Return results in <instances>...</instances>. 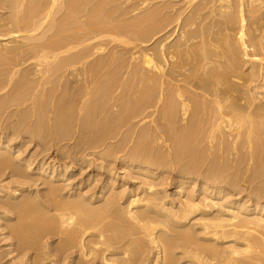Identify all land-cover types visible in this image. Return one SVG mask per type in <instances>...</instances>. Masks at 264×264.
Listing matches in <instances>:
<instances>
[{
	"label": "bare ground",
	"instance_id": "6f19581e",
	"mask_svg": "<svg viewBox=\"0 0 264 264\" xmlns=\"http://www.w3.org/2000/svg\"><path fill=\"white\" fill-rule=\"evenodd\" d=\"M260 91L264 0H0V175L9 169L18 179L0 184V221L17 241L12 250L36 264L28 251L39 253L47 237L62 241L51 253L60 260L41 258L48 264H264V182L249 191L254 204H219L212 191L220 196L223 185L210 189L217 180L239 182L220 161L234 153L238 165L250 157L251 174L264 173ZM12 106L21 109L8 110L12 121L3 124ZM26 134L46 147L78 139L55 149L79 167L88 155L100 160L91 171L104 167L101 194H76L83 180L64 189L74 165L51 159L47 172L43 159L32 168L14 156ZM206 154L214 157L201 170ZM173 155L191 158L175 174L180 185L198 183L176 204L150 184ZM113 162L150 180L148 187L137 179L139 194L115 189L126 183L112 178V167L105 171ZM34 177L45 194L27 192Z\"/></svg>",
	"mask_w": 264,
	"mask_h": 264
},
{
	"label": "rangeland",
	"instance_id": "374dc122",
	"mask_svg": "<svg viewBox=\"0 0 264 264\" xmlns=\"http://www.w3.org/2000/svg\"><path fill=\"white\" fill-rule=\"evenodd\" d=\"M179 0H176V2H178ZM179 5V4H178ZM178 5H177V7H178ZM180 6V5H179ZM132 15V14H131ZM250 50V49H249ZM247 65H245V67H246ZM260 92H262L260 95H259V100L261 101V102H264V99H263V97H264V91H260ZM2 94H4V92L3 93H0V96H2ZM260 97H261V99H260ZM16 109V111H18V110H20L21 108H18L17 109V107H14V106H12V107H10V109L8 108L4 113H2V117H1V122L4 124V122L6 123L7 121H10L11 119H12V117L10 116V114L8 113V110H9V112H15V110L14 109ZM153 112V111H152ZM3 116H4V118H3ZM9 116H10V118H9ZM152 117V116H151ZM151 117H149L150 119H152ZM5 118H7L8 120H6ZM146 119V124H149L150 123V125H152L151 124V120L150 119ZM15 119V117H13V120ZM6 120V121H5ZM31 120V121H30ZM30 120H28V123L29 124H32V121H33V119H30ZM150 120V121H149ZM12 121V120H11ZM144 122V123H145ZM181 125H182V123H181ZM136 131H138V127L135 129ZM32 136V135H31ZM75 136V135H74ZM134 137V136H133ZM24 141H23V146H22V150L20 151V153L19 152H15V154H14V156H16V154H17V156L18 157H20L21 156V158H25V159H27L28 161H30V162H32V164H33V166L31 165V167L32 168H34L36 165H37V163L38 162H42V159H43V162H45V165L47 166L48 164V162H49V160H51V159H55L56 161L55 162H59V163H62L61 165L62 166H60L59 168H61V167H63V165H67V166H69V165H71V166H73V170H72V172L71 173H69V175H67V177H69V181L67 180V181H65V183H64V185L65 184H69L68 186L70 187V185H71V187L72 186H75V187H77V185H76V183L79 181V182H81L82 180V183H87L86 184V186L85 187H82L83 185L81 184L80 185V187H81V189L78 191V189L76 190V194H79V192L81 193V195L83 194L82 192H84L85 194H86V196H88L89 194H95V192H97L96 194L97 195H95V196H98V195H100L101 193H99V191H101L102 190V179H103V177H104V175L106 174V172H104V167H103V165H102V169L100 168V169H98L99 170V173H98V170H97V173L98 174H100V175H102V176H100V175H98L97 173H95V172H93L92 173V171H91V169L92 168H94L95 167V165L96 164H99L100 162V160H98V159H96L94 156H92L91 157V155L89 156L88 155V159H89V157H90V159H94L95 161L93 162L92 160L90 161V163L89 164H87V163H85V165L86 166H78V165H75V164H73L72 165V162H70V160H67V158L66 157H64V156H61L59 153H61L60 151L61 150H64V149H66L67 147L69 148H71V147H73V145H74V143H75V141L74 140H76V139H70V141H69V139L68 140H66L65 142H60L59 144H57V146L58 147H60V148H63V149H61L60 151H58V149L59 148H56L57 149V151H55L56 149H55V147H57L56 146V144L55 143H57V142H55V141H52V143H54V144H52V143H47L46 145H47V147L45 146V143L44 142H39L36 138H34V136H32V137H30V135H28V134H26L25 135V139H23ZM78 140V139H77ZM76 140V141H77ZM37 141V142H36ZM64 141V140H63ZM69 141V142H68ZM218 142H220V141H214L212 144H213V146H215V147H217L218 145H220V143L218 144ZM38 143V144H37ZM153 143V142H152ZM152 143H150V146H151V144ZM44 144V145H43ZM53 146H52V145ZM65 144L67 145V146H65ZM131 144H132V142H131ZM131 144H129V146H131ZM63 147H62V146ZM133 145V144H132ZM154 145H157L156 144V142L154 141V144H152V146L154 147ZM44 146L47 148V149H45L44 148ZM49 146H51V147H49ZM159 146V145H158ZM50 149H49V148ZM65 147V148H64ZM156 147V146H155ZM51 148H52V150H51ZM45 149V150H44ZM55 149V150H54ZM102 149L103 148H100V149H98V151L100 150V151H102ZM216 149V148H215ZM46 150H48V152H45ZM49 150H51V151H49ZM99 151V152H100ZM215 151V150H214ZM53 152V153H52ZM49 153V154H48ZM171 153H173V152H171ZM32 155V156H31ZM55 155V156H54ZM38 156V157H37ZM57 156V157H56ZM61 156V157H60ZM207 156H209L208 154H206V156L204 155V158L206 159V157ZM247 156V155H246ZM32 157V158H31ZM214 156L212 155V154H210V156L208 157L209 159H204V158H202V159H204V162H202L203 163V165H205V166H203V168L201 167V170H203L204 168H206V166H207V164H209V161H210V159H212ZM34 158V159H33ZM179 158H182V159H179ZM179 158H177L179 161H180V163H178L176 160H174V159H176V157H174V155H173V158L171 159V161L168 163H166L167 165L165 166V164H164V166L163 165H160V166H163V167H159V169H158V167H157V169H155V179H153V180H151L152 181V183H150L151 181L150 180H145V178L143 179V177H141V176H139V174L137 175L136 173H130V171H129V173H130V175H129V173H128V170H127V168H125V167H123V166H121L120 164H118V162H116V166H117V169H116V166H115V162H113L112 164H108L109 166H105V171H106V169H111V167H112V169H111V175H113V179L115 178V179H119L120 178V182H122V181H124L125 183H126V185L124 186V187H120V184H118L117 182L115 183V186H114V188L115 189H118V190H120L121 188L122 189H124V188H126L125 190H127V188H128V190L130 191V193L131 194H137L139 191H140V188H147L148 186H147V184L148 183H150V184H152V189L151 190H156L155 188H157V190H156V192H158L160 195H159V197L161 198L162 196L164 197V199L162 198V200L164 201V202H168V201H172L173 199L176 201V202H174V200H173V202L176 204V203H178V201L180 200V198H177V197H181V196H184V195H186L189 191H191V192H195V191H197V187H198V183H196L194 186L191 184H185V185H180V179H178L179 177H177V175H175L176 173L178 174V172H179V169H181V168H179V167H181V166H183L184 167V165H185V167L188 165L187 163H189V162H187V161H190V159L188 158H186V156L185 155H183V156H181V157H179ZM230 158V159H229ZM226 157V156H224L222 159H220V161L222 160L223 162H225V163H227V164H229L232 168H230L229 169V171L227 172V174L229 175V177H231V178H233L234 177V179H237L236 181H239L238 183L236 182V184H234L233 186H231L230 184H228V181H223V183L222 182H220L219 180H217L216 182H210V189L212 188V187H215V186H217V185H223V187H222V189H221V192H220V196L219 195H213V191H212V196L213 197H218V199L216 200H214V201H217L219 204L222 202L223 204L226 202V201H230V200H239V202H241V203H246V204H252L253 202H252V200H254L253 199V197L254 196H251L252 194H250L251 192H249V191H254L255 190V188L256 187H258V185L260 184H263V182H264V173L262 172L261 174H262V176H260V175H257V176H254L253 174H251L252 173V169H253V167L251 166V165H253V161L251 162V160L249 159L250 157H245V159H244V161H243V163L242 164H237V162H238V160H239V155H237L236 156V153H234V154H232L230 157ZM248 158V159H247ZM45 159V160H44ZM185 159V160H184ZM187 159V160H186ZM224 159V160H223ZM34 162H33V161ZM41 160V161H40ZM58 160V161H57ZM60 160V161H59ZM193 160V159H192ZM182 161H186V162H182ZM207 161V162H206ZM229 161V162H228ZM66 162V163H65ZM91 162H93V163H91ZM177 162V163H176ZM35 163H36V165H35ZM64 163V164H63ZM182 163H183V165H182ZM191 163V162H190ZM189 163V166L190 165H192V164H190ZM230 163H234L233 165L232 164H230ZM239 163V162H238ZM246 163V164H245ZM90 164H91V166H90ZM94 164V165H93ZM169 164H172V165H169ZM187 164V165H186ZM236 164V165H235ZM58 164H56V166H57ZM106 165V164H105ZM112 165V166H111ZM179 165V166H178ZM238 165V166H237ZM55 166V167H56ZM76 166V167H75ZM94 166V167H93ZM169 166V167H168ZM172 166V167H171ZM174 166H176V168H174ZM237 168H236V167ZM78 167V168H77ZM88 167V168H87ZM118 167H120V168H118ZM165 167H168L169 168V170H167L168 168H165ZM178 167V168H177ZM234 167V168H233ZM238 167H239V169H238ZM248 167V168H247ZM250 167H252V168H250ZM114 168V169H113ZM122 168V169H121ZM173 168V169H172ZM200 168V167H199ZM236 168V169H235ZM23 169V168H22ZM76 169V170H75ZM79 169H80V171H79ZM81 169L83 170V171H81ZM86 169H90V170H87L86 171ZM176 169V170H175ZM232 169V170H231ZM233 169H235V170H233ZM238 169V170H237ZM78 170V171H77ZM101 170V171H100ZM114 170V171H113ZM116 170V171H115ZM118 170V171H117ZM125 170L127 171V173L125 174ZM167 170V171H166ZM231 170V171H230ZM237 170V171H236ZM50 171V167H49V165H48V169H47V172H49ZM113 171V172H112ZM159 171V172H158ZM165 173H164V172ZM169 171H170V173H169ZM36 171H32V172H30V175H33V176H35L36 178L38 177V174L37 173H35ZM167 172V173H166ZM32 173V174H31ZM83 173V174H82ZM230 173V174H229ZM241 173V174H240ZM82 174V175H81ZM95 174H97V175H95ZM117 174V175H116ZM123 174H124V178L125 177H127V178H125V180H123L124 178H122V180H121V176L123 177ZM141 174V173H140ZM157 174H159L161 177H156L157 176ZM163 174V175H162ZM168 174H169V176H171V177H169L168 176ZM37 175V176H36ZM82 176V178H80L79 176ZM90 175H91V177H90ZM96 176L95 178H94V176ZM132 175V176H131ZM184 174H182V176H183ZM98 176H100L101 177V179H97V177ZM117 176H119V178L117 177ZM134 176H137L138 178H135ZM189 176V174L187 175V176H183V177H188ZM192 176V175H191ZM254 176V177H253ZM35 177H34V179H31V181L32 182H30V180H29V182H28V185H27V182H26V184H25V187L27 188V192H33V194H35L36 192H37V190H38V193L40 194L42 191H44V189H46V187L44 186V185H41L42 183L39 181V180H36L35 179ZM66 177V178H67ZM135 178L136 180H134L133 178ZM166 177H169V178H167V179H165ZM74 178H75V180H74ZM86 178V180L88 179H90V181H86V180H84ZM130 178H132V180L129 182V180H130ZM141 178V179H140ZM161 178H163L162 180H163V182H161L162 180H161ZM199 178V177H198ZM253 178V179H252ZM257 178V179H256ZM94 179H96L95 181L97 182H95L94 181ZM137 179H139V180H142V182H143V180H145L144 182L145 183H139V182H141V181H139V180H137ZM165 179V180H164ZM172 179H174V180H172ZM21 181L20 182H24L25 181V179H20ZM26 180H28V178H26ZM34 180V181H33ZM100 180V181H99ZM158 181V182H156V181ZM18 181V179L16 178V177H11L10 176V172H9V169H7V170H4V172L2 171V174L0 175V184H10V185H12V184H15L16 182ZM37 181V182H36ZM75 181V182H74ZM99 181V182H98ZM148 181V182H147ZM169 182V183H171V181H172V183H171V185L169 184V183H167V182ZM174 181V182H173ZM176 181V182H175ZM180 181V182H179ZM246 181V182H245ZM36 182V183H35ZM72 182H73V184H72ZM89 182L91 183L92 182V184H90L89 185ZM94 182H95V184H94ZM127 182H128V184H127ZM132 182V183H131ZM146 182H147V184H146ZM227 182V183H226ZM139 183V184H138ZM158 183V184H157ZM161 183V184H160ZM165 183H167V184H165ZM241 183H243V184H241ZM31 186H30V185ZM35 184V185H34ZM95 185V187L97 188H95L94 187V185ZM98 184V185H97ZM100 184V185H99ZM141 184V185H140ZM161 186H160V185ZM176 184H178V185H176ZM227 184H228V186H227ZM247 184V185H246ZM67 185H65L64 186V189L65 188H68V190H70V188L67 186ZM117 185V186H116ZM141 187H140V186ZM144 185H146V186H144ZM157 185H159V186H157ZM165 185V186H164ZM197 185V186H196ZM239 186V187H236V186ZM251 185V186H250ZM259 185V186H260ZM29 186V187H28ZM88 186V187H87ZM89 186H91L92 187V191H91V188L89 187ZM137 186H139V187H137ZM177 186H178V188H177ZM180 186H181V188H180ZM188 186V187H187ZM192 186V187H191ZM196 186V187H195ZM227 186V187H226ZM245 186V187H244ZM43 187V188H42ZM74 187V188H75ZM79 187V188H80ZM136 187H137V189H136ZM162 187V188H161ZM194 187V188H193ZM224 187H226V188H224ZM231 187V188H230ZM261 187H262V185H261ZM264 187V186H263ZM25 188V189H26ZM33 188V189H32ZM93 188H95V189H93ZM130 188V189H129ZM160 190H159V189ZM177 188V189H176ZM192 190H191V189ZM231 190H229V189ZM241 188V189H240ZM248 188V189H247ZM87 189H90V190H87ZM110 191L109 192H111V189H112V187H111V189H110V186H109V188H108ZM134 190V192H133V190ZM138 189H139V191H138ZM183 189H184V192H183ZM41 190V191H40ZM66 191H68L67 189H65ZM85 190V191H84ZM96 190V191H95ZM127 190V191H128ZM165 190V191H164ZM181 190V191H180ZM186 190V191H185ZM257 190V189H256ZM40 191V192H39ZM90 191V192H89ZM108 190L107 189H105V191L104 192H107ZM132 191V192H131ZM177 193H176V192ZM210 191V190H209ZM208 191V192H209ZM242 191V192H241ZM244 191V192H243ZM183 192V193H182ZM186 192V194H184ZM242 194H241V193ZM37 193V194H38ZM43 193L44 192H42L41 194L43 195ZM61 193H63V191L61 192ZM65 193V192H64ZM73 194H75V191L74 192H72ZM88 193V194H87ZM163 195H162V194ZM166 195H165V194ZM181 193V194H180ZM228 195H227V194ZM247 193L249 194V196H247ZM21 194V193H20ZM40 194V195H41ZM45 194V193H44ZM47 194V193H46ZM85 194H83V195H85ZM139 194V193H138ZM176 194V195H175ZM226 194V195H225ZM245 194V195H244ZM82 195V196H83ZM106 195L108 196L109 194H108V192L106 193ZM165 195V196H164ZM174 195V196H173ZM231 195H233V196H231ZM107 196H105V197H107ZM169 198V199H167L166 200V198L167 197ZM223 196V197H222ZM170 197H171V199H170ZM226 197V198H225ZM232 197V198H231ZM241 197V198H240ZM243 197V198H242ZM247 197H248V199H247ZM252 197V198H251ZM173 198V199H172ZM176 198V199H175ZM223 198V199H222ZM264 198V197H263ZM221 199H222V201H221ZM225 199V200H224ZM227 199V200H226ZM247 199V200H246ZM250 199H251V201H250ZM223 201H225V202H223ZM246 201V202H245ZM261 202H264V199H262V200H260ZM249 202V203H248ZM251 202V203H250ZM221 203V204H222ZM254 204V203H253ZM232 205H234V204H232ZM232 205H229L231 208H234L235 206H232ZM11 216H13V218H14V215H11ZM5 224V221L4 220H2V221H0V264H23L24 262H23V260H25V259H21V257H23V255H21V254H19L18 252H16L15 250H12V249H14V246H12L14 243L16 244L17 243V241H16V239H14V237L13 236H11L12 238H10V234H9V230H8V228H6L5 227V225H3V224ZM6 228V229H5ZM9 234V235H8ZM8 235V236H7ZM44 238V240L42 239V238H39V239H42L41 241H39L38 242V244L40 243V245H41V242H42V245L41 246H43V248L44 247H47V249L49 248V250L51 251L52 249H54V250H52L51 252H50V254L51 253H53V251L55 252V249H57L59 246V248L56 250V253H60L59 252V250H61L62 249V246H61V244H62V241H60V242H58L59 243V245L58 246H56L57 245V243H56V241H58V239H55V240H53V239H49V240H47V237H43ZM13 240V241H12ZM51 240V241H50ZM46 241H48L49 243H52L53 241H55V242H53V244H49L48 242H47V245H46ZM29 242V241H28ZM43 242H44V244H43ZM12 244V245H11ZM14 244V245H15ZM54 244H55V246H54ZM50 245V246H49ZM11 246V247H10ZM54 246V247H53ZM151 245H147V248H149ZM52 247V248H51ZM39 248V247H38ZM43 248H41L40 247V251H38L39 253H37L36 254V250H34L33 249V251L35 252H31V250L30 251H28V252H30V253H28V255H32V258L34 257V254L36 255L35 257L37 258V262H36V264L38 263V258H48V260L49 259H52L53 261H58V260H60L61 259V257H59L58 259H57V257H54V256H57V254H55V253H53L54 254V256L51 254L50 256L51 257H47L46 256V253H47V255H48V250H47V252L45 253V251L46 250H44ZM147 248H146V250H147ZM13 251H11V250ZM41 249L42 250H44L43 252L41 251ZM7 251V252H6ZM9 251V252H8ZM12 252V253H11ZM41 252L42 253H44L42 256L40 255L39 256V254H41ZM4 253V254H3ZM10 255H9V254ZM16 253H18V255L16 254ZM147 252H145L144 253V256H145V254H146ZM44 255H45V257H44ZM59 255V254H58ZM37 256H39V257H37ZM60 256H62V253L60 254ZM23 258H25V257H23ZM56 259V260H55ZM21 260V261H20ZM36 260V259H35ZM47 260V259H46ZM44 261V260H39V263L40 264H48L49 263V261ZM42 261H43V263H42ZM56 264V263H55ZM60 264V263H59ZM61 264H63V263H61ZM65 264H67V263H65ZM93 264V263H92ZM94 264H96V262H94ZM132 264V263H131ZM133 264H139V263H133ZM140 264H142L141 262H140Z\"/></svg>",
	"mask_w": 264,
	"mask_h": 264
}]
</instances>
